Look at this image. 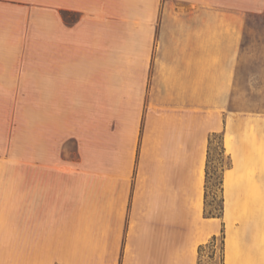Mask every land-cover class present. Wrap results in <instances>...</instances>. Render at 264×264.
<instances>
[{
	"label": "crops",
	"instance_id": "1",
	"mask_svg": "<svg viewBox=\"0 0 264 264\" xmlns=\"http://www.w3.org/2000/svg\"><path fill=\"white\" fill-rule=\"evenodd\" d=\"M211 1L0 0V83L29 81L46 113L31 123L46 128L31 136L45 151L0 170V264H198L221 232V264H264V182L241 178L264 120L231 110L243 16ZM61 10L79 18L68 25ZM73 94L94 113L84 123L125 136L110 159L133 163L94 174L116 182L111 201L73 200L71 169L49 152L53 112ZM220 129L232 165L222 216L205 217L208 136Z\"/></svg>",
	"mask_w": 264,
	"mask_h": 264
},
{
	"label": "rangeland",
	"instance_id": "2",
	"mask_svg": "<svg viewBox=\"0 0 264 264\" xmlns=\"http://www.w3.org/2000/svg\"><path fill=\"white\" fill-rule=\"evenodd\" d=\"M160 3L163 0H159L158 7ZM205 6L238 10L242 13L243 20L238 27L239 48L230 106L239 115L264 120V0H214ZM60 16L68 25L74 24L79 18L77 13L65 10L60 11ZM103 19L108 23V18ZM232 30L235 31L236 27H232ZM32 50L34 49L21 48L20 56L29 55ZM29 87L27 80L7 79L0 83V170L8 169L10 174H15V169L32 161V149L36 150L38 147L39 152L45 151V144L41 145L40 141L32 143L31 138L34 131L41 133L46 130L41 125L38 129L31 127V123H37V119L38 123H45L46 113L37 110V99L41 103V99L45 100V97L30 95L29 90H26ZM69 100V106L65 107L69 110L53 112L54 127L47 129L50 136L49 152L54 159L55 168L71 169L73 200L111 201L116 198V182L111 183L110 177L104 180L94 174L102 170L109 171L112 167H127L128 163H133L110 159L111 152L116 150V146L125 136H121L109 123H84L85 116L88 120L94 113L82 110L78 94L71 95ZM248 131V136L255 144L256 129L250 128ZM215 132L223 137L221 129ZM254 150L256 158L250 160V165H246L241 178L245 180L250 177L253 183L264 182V139L262 145H256ZM206 162L208 177L203 182L204 216L219 212L223 188L220 191L217 176L227 163L230 164L229 167L232 165L228 151L224 148V153H221L218 137L208 144ZM80 169L91 175H76ZM222 237L223 232L198 248V264H221Z\"/></svg>",
	"mask_w": 264,
	"mask_h": 264
},
{
	"label": "trees",
	"instance_id": "3",
	"mask_svg": "<svg viewBox=\"0 0 264 264\" xmlns=\"http://www.w3.org/2000/svg\"><path fill=\"white\" fill-rule=\"evenodd\" d=\"M215 137H218L219 138V148H220V151L221 153L223 154L224 153V146H223V137H222V134H218L216 132H213L211 133V135L208 137V144L211 143L212 139L215 138ZM229 158V156H228ZM229 163H227L225 165V167L222 168L221 172L219 173V175L217 176L218 178V186H219V189L220 191H222V179H223V171L225 168H228L229 167ZM207 166H208V162H206V167H205V178L207 179L208 177V170H207ZM222 203H223V199L221 197V203L219 205V212L217 213H209V214H206L205 217H221L222 216ZM215 237V236H214ZM213 237V238H214Z\"/></svg>",
	"mask_w": 264,
	"mask_h": 264
}]
</instances>
